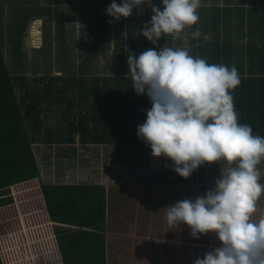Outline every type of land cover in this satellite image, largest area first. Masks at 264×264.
I'll list each match as a JSON object with an SVG mask.
<instances>
[{
    "label": "rangeland",
    "instance_id": "rangeland-1",
    "mask_svg": "<svg viewBox=\"0 0 264 264\" xmlns=\"http://www.w3.org/2000/svg\"><path fill=\"white\" fill-rule=\"evenodd\" d=\"M250 1L253 0H201L198 23L185 29L188 45L212 37L208 29L207 33L203 29L202 10L213 8L215 11L219 10L220 15L224 13L223 10H231L228 13L231 18V26H228L231 29L227 36L232 37L237 46L233 62L236 66L243 65L246 69L244 74L249 76L247 71L251 55L245 47L241 48L246 42L240 35H245L249 28L247 25L251 16L247 10L258 6L256 3L252 5ZM151 4L163 8L162 0L153 1ZM106 8L96 7L90 1L85 3L83 0H66L61 7L53 5L51 0H0V45L24 116V106L38 104L37 111L31 114V117L25 116L38 166V185H110L106 189L113 190H110L107 205L112 204L113 209L114 184H130V178L137 177V171L158 174L160 178L174 172L177 177L172 162L163 156L154 157L151 169L145 171L147 158L152 157L150 147L126 141L128 126L121 127L123 132L114 130L109 134L99 127L100 124L89 120L97 114L100 118L103 112L102 106L96 109L88 107L93 103V98L83 100L77 92H66L60 96V101H57L51 93L52 105L45 108L42 94L50 87V90L55 92L64 81L71 78H82L85 82L93 84L97 81L101 84L104 79L127 78L126 74H116L113 54L115 36L122 39L125 48L131 47L138 57L143 51L152 48L158 51L161 47H183L185 35L182 33L179 37L162 36L156 45H153L140 34V30L153 15L147 5H141L139 9L133 8L129 17H121L119 21L108 16L112 23H108L110 31L105 34L101 16ZM240 8H244V16L238 13ZM129 19L135 21L138 30L129 31ZM243 23L245 26L240 28ZM197 29L200 35L193 38L191 33ZM11 39H19V42L15 44ZM38 93L41 95L40 100L36 96ZM37 113V123L32 122ZM86 113L87 133L81 137L80 132L73 131L72 125L76 127L79 117L85 116ZM141 167L143 170H138ZM225 167V163L207 164L193 171L191 176L203 178L205 175L204 178L209 180V184L215 185L214 181L220 177V171ZM258 168L261 171L260 183L264 184V161ZM116 176L119 177L118 182H114ZM261 204H264V195ZM49 225L51 229L54 228L51 223ZM23 234L30 256L33 257L36 250L37 256L50 251L48 249L51 246L46 247L43 243L46 237L30 245L25 230ZM49 240L55 238L50 235ZM114 244L113 241L105 248L106 264H112L115 259ZM52 251L60 258L58 248Z\"/></svg>",
    "mask_w": 264,
    "mask_h": 264
},
{
    "label": "trees",
    "instance_id": "trees-1",
    "mask_svg": "<svg viewBox=\"0 0 264 264\" xmlns=\"http://www.w3.org/2000/svg\"><path fill=\"white\" fill-rule=\"evenodd\" d=\"M83 1L85 3L90 1L96 7L102 8L108 7L112 2V0ZM51 2L61 7L66 0ZM116 3L120 4L121 0H116ZM250 3L252 5L256 3L258 6L247 10L251 16L247 25L249 28L245 35H240L246 42L241 48L245 47L251 55L247 71L249 76L244 74L246 69L243 65L236 66L233 62L237 46L233 42L234 39L227 36L231 29L229 9L223 10L222 15L219 10L215 11L213 8L202 10L203 29L206 33L208 29L213 38L200 40L191 45L189 54L206 59L209 64L236 67L240 84L231 90V94L238 123L248 124L253 135L264 137V2H259L262 3L259 5L253 0ZM237 11L241 16L245 15L244 8ZM108 18L104 10L101 19L105 34L110 31ZM243 26L244 23L240 28ZM127 28L130 32L135 31L137 29L135 21L129 19ZM11 40L15 44L19 42V39ZM113 46L116 74L118 76L127 74L128 55L136 53L131 47L125 48L118 36H115ZM50 89L51 87L47 92L41 93L45 108L52 105L51 93L60 101V96L66 92H77L83 100L93 98L89 108L96 109L99 106L103 108L100 118L97 114L95 118L89 120L100 124L99 127L109 134L114 130L123 132L121 127L128 126L126 141L146 145L138 138L137 127L146 120L151 101L146 93L141 95L135 93L130 77L104 79L101 84L98 81L93 84L85 82L82 78H71L64 81L55 92ZM36 96L40 100L41 95L38 93ZM37 106L36 103L24 106L25 116L31 117V114L37 111ZM38 115L39 113L33 116L32 122L37 123ZM25 116L0 45V264H106L105 233L111 229L109 226L112 224L107 223L106 214L110 212L109 220L112 221V204L110 206L106 204L105 192L97 185H38L36 180L38 166ZM87 120L86 113L85 116L79 117L76 127L72 125L73 131L80 132L81 137L87 133ZM199 181L202 183L205 178ZM50 223L54 224L53 229ZM24 230L30 245L46 237L47 241L43 240V243L46 247L51 246L48 249L50 251L37 256L36 250L33 257L30 256L26 248ZM46 235L53 236L55 240L48 241ZM54 248L60 251V258L54 255L55 251H52Z\"/></svg>",
    "mask_w": 264,
    "mask_h": 264
},
{
    "label": "clouds",
    "instance_id": "clouds-1",
    "mask_svg": "<svg viewBox=\"0 0 264 264\" xmlns=\"http://www.w3.org/2000/svg\"><path fill=\"white\" fill-rule=\"evenodd\" d=\"M200 3L162 0L161 11L151 0H112L105 12L119 21L133 8L150 7L153 15L140 34L153 45L162 36L185 35L183 47L152 48L127 58L132 89L151 101L146 120L137 127L151 155L169 159L173 171L185 179L206 164H226L213 189L166 207L168 227L186 225L194 239L216 234L220 246L194 264H264V217L253 219L264 195L258 168L264 161V137L238 123L231 94L240 84L236 67L209 64L189 54L185 29L198 23ZM191 35L197 38L200 32Z\"/></svg>",
    "mask_w": 264,
    "mask_h": 264
},
{
    "label": "crops",
    "instance_id": "crops-1",
    "mask_svg": "<svg viewBox=\"0 0 264 264\" xmlns=\"http://www.w3.org/2000/svg\"><path fill=\"white\" fill-rule=\"evenodd\" d=\"M153 159V156L147 158L145 171L151 169ZM136 174L137 177L130 178V184H114L113 220H109L110 212L106 214L107 223H112L105 233L106 248L109 243H115L112 264H194L198 257L202 259L206 252L220 246L215 233L194 239L186 225L170 229L166 223V207L183 199L195 200L215 187L207 178L201 183V177L190 175L185 179L175 177L174 172L165 178L148 172ZM118 181L116 176L114 182ZM109 186H99L105 192L106 204L112 189H106ZM261 199L262 196L253 215L257 222L264 217Z\"/></svg>",
    "mask_w": 264,
    "mask_h": 264
}]
</instances>
